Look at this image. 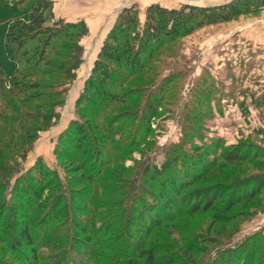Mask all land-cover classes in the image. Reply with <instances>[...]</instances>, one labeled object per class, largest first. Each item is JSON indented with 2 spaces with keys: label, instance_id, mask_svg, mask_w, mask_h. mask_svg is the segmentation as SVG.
Masks as SVG:
<instances>
[{
  "label": "trees",
  "instance_id": "trees-1",
  "mask_svg": "<svg viewBox=\"0 0 264 264\" xmlns=\"http://www.w3.org/2000/svg\"><path fill=\"white\" fill-rule=\"evenodd\" d=\"M53 9L52 0H0V32L5 36L0 48L8 63L15 67V71L7 75L0 68V230L2 228L7 231L5 235H10V239L3 240L6 249L0 250V253L5 257L17 256L21 262L24 257L26 261L29 259L28 264H41L51 258L42 254V249L66 245L72 240L70 245L68 243L69 251L62 250L51 264H84L93 262L95 257V264H122L118 262L119 253L113 254L109 260L97 257V254L110 248L102 239L116 238L125 242L126 250L141 253L145 264H161L163 262L156 260V251L152 247L147 249L144 242L131 249L128 226L132 225L130 220L125 219V212L117 211L107 218L103 215L115 211L117 204L102 203L100 200H134L151 198L154 194L162 202L167 198L166 194L172 193L176 198H186L178 207V216L191 215L202 208L197 201L189 205L195 198L193 192L185 194L189 181L211 172H224L229 163L251 162L255 156L242 151L233 152L234 149L226 152L224 141L219 139L211 144L196 143L192 149L193 155L185 153L184 146H178L166 153L161 166L147 158L135 175L133 168H126L125 160L140 151L144 144H151L148 142L150 122L157 117L171 82L181 73L162 79L157 88L146 96H142L139 89L127 93H117L112 89L123 88L130 76L144 69L147 61L153 60L164 45L176 43L207 25L228 23L241 15L260 12L264 10V0H233L211 7L183 5L178 9L154 4L147 8L144 24L139 20L136 6L122 10L104 42L82 95L76 101L77 116L81 121L87 116L90 122L84 128L81 121L74 120L60 134L54 152L56 158L69 159L72 166L81 169L83 179L91 183V188L79 198H66L65 192L58 191V188L62 190L69 183V188L75 190L77 181H61L59 172H46L42 160L27 176L18 177L34 143L40 138L39 134L48 130L54 119L58 118L55 108L65 101L60 93L44 91L70 84L76 79V72L83 63L84 49L80 41L89 33L87 24L85 21L68 24L56 20ZM23 63L27 64V68L22 69ZM115 66L120 70L125 69L126 75L116 73ZM44 67L53 68L55 72H43ZM34 78L42 81L35 82ZM154 78L151 81L156 83ZM91 91L96 95L87 99ZM198 92L201 99L189 111L185 109V117L182 118L184 141L203 137L202 125L212 109L214 87H203ZM96 100H100L99 103H95ZM119 100L124 106L118 116L103 118L105 109ZM83 101L89 104L87 108H79ZM256 104L264 110V96ZM204 110L209 111V115ZM254 135L264 136V129H257ZM15 150L20 152V162L12 153ZM260 154L264 155V151L261 150ZM211 165L213 167L208 169ZM110 166L115 169L107 170ZM185 171L192 172V179L177 181L176 177H185ZM126 176L132 178V184L120 185V180ZM32 181L37 182L38 186ZM226 182L225 179L221 184L198 193L203 194L211 206L220 209L219 203L229 198L230 202L225 207L227 210L233 204L253 199L259 191L258 186H262L249 181L250 192L234 198L235 193L246 185L240 186L237 180L234 181L235 185ZM11 185L12 206L6 199ZM46 191L56 195L53 198L45 197ZM24 201L28 207L22 211L19 203ZM8 209L14 210L13 221L9 225L2 223ZM156 210L161 211L159 206L153 211ZM78 214L89 217V220L85 222L77 218L75 215ZM107 221H111V225ZM120 223L124 230L119 235L115 229ZM37 231L42 232V241H36ZM73 240L86 244V255L76 248ZM88 245H92V248L89 249ZM22 247L29 249L30 258L23 255ZM236 250L231 251L235 253ZM227 261L230 262V259ZM227 261L223 259L217 263L226 264ZM231 262L234 263L232 258ZM0 264L6 263L0 261Z\"/></svg>",
  "mask_w": 264,
  "mask_h": 264
},
{
  "label": "rangeland",
  "instance_id": "rangeland-1",
  "mask_svg": "<svg viewBox=\"0 0 264 264\" xmlns=\"http://www.w3.org/2000/svg\"><path fill=\"white\" fill-rule=\"evenodd\" d=\"M71 1L75 2L74 4H81V0ZM103 1L97 18H103L105 14L114 9L116 4L123 0ZM231 1L233 0H130V4L126 8L136 6L139 20L141 24H144L146 10L154 4L169 9H178L183 5L211 7ZM121 12L113 16L92 66L90 62L83 68L88 52L87 40L90 39V35L92 36L89 31L80 41V45L84 49L83 63L76 72V79L68 85L57 86L52 91H44L46 93H60L65 101L55 108L58 118L54 119L53 125L48 130L39 134L40 138L34 143V148L23 163L18 177L23 176L24 178L27 176L32 168L39 165L37 162L42 160L41 163L44 164L46 172H59V179L63 182L65 180L68 181L67 183H69V180L77 181V188L73 191L69 188L70 183L65 185L66 187L62 190L58 188V191L65 192L66 198L82 197L91 188V183L83 179L84 172L81 169L72 166L69 159L56 158L57 155L54 152L60 134L66 131L74 120L81 121L80 117L77 116L76 101L82 95L104 42ZM60 16H63V9L60 11ZM260 19H264V10L241 15L228 23L202 27L176 43L164 45L153 60L147 61L144 69L130 76L123 88L114 87L112 89L117 93L121 91L123 93L134 92L139 89L143 94L142 96H146L149 92L154 91L155 87L157 88L162 79L181 73L178 75L180 77L171 82L170 89L162 102L157 117L150 122L151 130L149 131L148 142H151V144H144L140 147V151L135 152L131 158L125 160L126 168H133L135 175L147 158L161 166L166 159V153L178 146H184L185 153L193 155L192 149L196 143L211 144L219 139L224 141L226 152L234 149L233 152L242 151L241 153L245 152V154L255 156L251 162L229 163L224 172L204 174L198 179H194V181L191 180V171H185V177H176L179 182L185 179L191 180L186 185L188 190L185 191V194L193 192L195 198L190 201L189 205L192 206V203L197 201L199 207L202 208L200 212L191 215L178 216V207L186 198H176L172 193L166 194L167 198L163 199L162 202L154 194L151 198H135L134 200L133 198L128 200H123L124 198H102L100 200L102 203L117 204L115 211L103 215L107 218L117 211L120 213L125 212V219L130 220L129 222L132 225V227L128 226V230L130 228L128 235L131 236V242L128 243L131 245V249L132 246L144 242V244H147V249L152 247L156 251V260L159 263L163 262L161 264H218L223 259L226 261L230 259V262L227 261L226 264H231V258L234 260L233 264H238V262L239 264H264V155L260 154L261 150L264 151V136L254 135L257 129H264V110L262 106L259 107L256 104L257 100L264 96V67L259 66L264 63V58H258L264 56V44L261 42L262 40L261 43H257L252 39L256 34H264V26L260 21V23L254 25L256 20ZM60 20L68 24L74 23L70 22L69 19H66L67 21ZM247 24L249 25L246 27ZM243 26L246 29L240 33L239 28ZM231 29L234 32L232 36H229L228 31ZM4 37V33L0 32V44ZM258 60L260 61L258 62ZM8 62L6 55L2 53L0 48V68L5 75L15 71V67ZM23 68H27L26 63L22 64ZM114 69L116 73L126 75L124 73L125 69L120 70L117 66ZM84 70L86 73H84ZM42 71L55 72L53 68L46 67L42 68ZM154 77H156V83L151 81ZM33 80L35 82L42 81L39 78ZM194 85L195 87H193ZM211 85L214 87L215 93L211 97L212 109L210 115L209 111L204 110L209 117H206L205 123L202 125L203 137H199L200 140L196 138L193 141H184L182 118L185 117V109L189 111V108L197 105L198 100L201 99L198 91ZM33 92H37V90ZM95 95L96 93L91 91L86 98H93ZM99 101L96 100L95 103H99ZM121 101L111 103L105 109L103 118L113 119L118 116L124 106ZM88 105L83 101L79 108H87ZM187 106L188 108H186ZM9 111L11 112V109ZM9 111L8 113H10ZM89 122V118L86 116V118H82L80 123L85 128ZM12 153L20 162V156L18 155L20 152L15 150ZM223 164L225 165V163ZM212 167L211 165L208 169ZM114 169L111 166L107 167V170L110 171ZM31 174L35 175V172ZM131 179L126 176L120 180L119 184L123 186L125 184L131 185L133 182ZM225 179L226 183L230 185H235V180L238 181L240 186L246 185L238 193H235L234 198L250 192L251 184L249 181L258 182L262 186H258L259 191L253 196V199L233 204L225 210L230 202L229 198H226L222 203L219 201L218 206H221L222 209L215 208L207 202L208 200L204 198L203 194L199 193L221 184ZM144 182L142 183L143 187L146 186ZM32 183L38 186L37 182L32 181ZM11 189L12 185L9 189V197L6 199L8 204L12 206L14 203L10 196ZM196 193L198 194L196 195ZM44 194L45 197L50 196V198L56 195L51 191H46ZM174 202H176V205ZM19 205L22 211L28 207L26 201L19 203ZM158 206L161 211H153ZM13 211L9 209L6 211L2 223L9 225L13 221ZM75 216L82 218L85 222L89 220V217L82 214ZM107 222L111 225V221ZM69 225L67 224L66 230L69 229ZM123 230L121 223L118 226L116 225L115 233L120 235ZM6 232L1 228L0 250L6 249L3 240L10 239L9 233L5 235ZM42 235V232L37 231L36 241H42ZM102 242L107 246L109 245L110 248L100 255L97 254V257L109 260L113 254L119 253V263L145 264L144 259L140 257L141 253L126 250L127 246L124 241L114 238L113 240L102 239ZM68 243L70 245L72 240ZM68 243L52 249H42V254L51 257V261L47 260L41 264H51L54 257L62 250L68 252L70 247ZM85 245L81 244L80 241L75 242L76 248L81 250L84 255H86ZM88 248L91 249L92 245H88ZM22 249L24 254L21 253L30 258L29 249H26V247H22ZM233 249H237L235 253L231 251ZM224 251L229 252L225 253ZM0 255V261L6 264H28L29 262V259L26 261L24 257L21 262L17 256L5 257L1 253ZM93 262L89 261L84 264H95Z\"/></svg>",
  "mask_w": 264,
  "mask_h": 264
},
{
  "label": "crops",
  "instance_id": "crops-1",
  "mask_svg": "<svg viewBox=\"0 0 264 264\" xmlns=\"http://www.w3.org/2000/svg\"><path fill=\"white\" fill-rule=\"evenodd\" d=\"M52 1L54 3L53 11L56 20L69 19L70 22H74V23H77L79 21H85L89 27V31L91 32L92 36L90 35V39L87 40L88 52H87L86 62L83 68H85L90 62L92 66L93 60L97 56L101 48V44L108 32L109 29L108 26L111 24L110 22H112L111 20L113 16H116L120 11L125 9L130 4V0H123L118 4H116L114 9L108 12L107 14H105L103 18L102 17L97 18L100 12V5L104 3L103 0H81L80 1L81 6L79 4H74L75 2H72L71 0H52ZM62 9H63V16H60V11H62ZM86 18H96V19L87 20ZM259 21L264 26V19L256 20L254 25L260 23ZM248 25L249 24H247L246 27ZM246 27L243 26L239 28L240 33H242L246 29ZM228 32H229L228 35L232 36L234 30L231 29ZM252 39H254L255 42L257 41V43L263 42L264 44V34L262 35L256 34L255 36L252 37ZM258 58L259 59L264 58V56ZM259 61L260 60H258V62ZM259 66L264 67V63H261V65ZM84 73H86L85 70Z\"/></svg>",
  "mask_w": 264,
  "mask_h": 264
}]
</instances>
